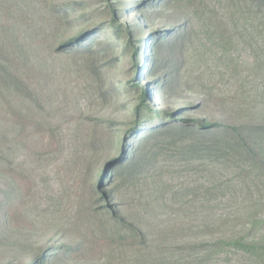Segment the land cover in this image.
I'll return each instance as SVG.
<instances>
[{
  "label": "rangeland",
  "instance_id": "1",
  "mask_svg": "<svg viewBox=\"0 0 264 264\" xmlns=\"http://www.w3.org/2000/svg\"><path fill=\"white\" fill-rule=\"evenodd\" d=\"M248 2L0 0V59L25 83L0 75V194L13 198L0 211V264H251L202 245L237 212L204 194L196 164L164 153L137 177L117 175L134 132L152 127L138 86L174 119H218L264 95Z\"/></svg>",
  "mask_w": 264,
  "mask_h": 264
},
{
  "label": "trees",
  "instance_id": "2",
  "mask_svg": "<svg viewBox=\"0 0 264 264\" xmlns=\"http://www.w3.org/2000/svg\"><path fill=\"white\" fill-rule=\"evenodd\" d=\"M249 1V10L253 25L248 33L253 51L252 64L264 76V0ZM121 8H114L118 13ZM253 21V23H254ZM137 23L126 26L129 37L134 36ZM112 27L120 35V26L114 22ZM221 29V30H220ZM222 38L227 37L226 28H220ZM257 39V40H256ZM157 38L154 57L147 60L158 65L161 60V47L168 43V38ZM253 41V40H252ZM132 45V42L129 41ZM134 46V45H133ZM129 49V47H127ZM0 59V75L3 81L11 86H24L22 79L10 72ZM152 66V65H151ZM174 68V66L172 67ZM178 69V68H177ZM176 68L167 75V84L175 75ZM142 101L139 109L146 123L152 127L147 133H134V141L126 148L127 158L120 163L117 175L137 177L151 161L152 157L161 154H174L185 167L197 166L205 171L203 184L200 186L204 194L213 195L226 203L236 205L235 213L222 217L218 225L216 240L203 241L206 251L220 248L242 254L251 264H264V95L254 93L243 95L226 116L216 119L189 118L174 119L170 112L153 110L145 100L148 90L143 86ZM138 129V128H137ZM136 132H138L136 134ZM133 133V134H134ZM126 147V143L124 145ZM199 188V189H200ZM208 200L210 198L208 197ZM13 198L9 193L0 194L1 217L9 215ZM240 225V228H238ZM216 224H206V230ZM238 228V229H237ZM197 244V243H194Z\"/></svg>",
  "mask_w": 264,
  "mask_h": 264
}]
</instances>
